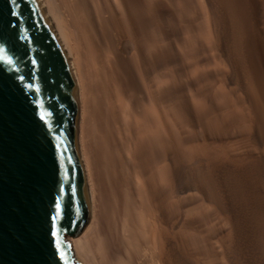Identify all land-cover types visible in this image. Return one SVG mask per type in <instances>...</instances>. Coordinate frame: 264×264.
I'll use <instances>...</instances> for the list:
<instances>
[{
    "label": "bare ground",
    "instance_id": "obj_1",
    "mask_svg": "<svg viewBox=\"0 0 264 264\" xmlns=\"http://www.w3.org/2000/svg\"><path fill=\"white\" fill-rule=\"evenodd\" d=\"M36 2L78 101L75 262L264 264V0Z\"/></svg>",
    "mask_w": 264,
    "mask_h": 264
},
{
    "label": "water",
    "instance_id": "obj_2",
    "mask_svg": "<svg viewBox=\"0 0 264 264\" xmlns=\"http://www.w3.org/2000/svg\"><path fill=\"white\" fill-rule=\"evenodd\" d=\"M0 48V55L14 57L11 66L0 61V264H32L38 253L44 264H78L67 236H79L92 216L75 141L78 101L67 61L36 0H0ZM49 191L62 206L56 237L44 234L52 227L45 213L55 215Z\"/></svg>",
    "mask_w": 264,
    "mask_h": 264
},
{
    "label": "snow or ice",
    "instance_id": "obj_3",
    "mask_svg": "<svg viewBox=\"0 0 264 264\" xmlns=\"http://www.w3.org/2000/svg\"><path fill=\"white\" fill-rule=\"evenodd\" d=\"M13 2H15V0H13ZM14 16L17 15V13L13 12L12 13ZM4 49L0 48V53H3ZM0 61H2L3 63L11 66L14 63V57H11L9 55H0ZM33 65H35L37 62L35 60L32 61ZM22 79V78H21ZM51 113H44L41 114V120H46L47 116H50ZM39 188V186L37 185V188L34 189V191H37V189ZM48 195V199H49V206L50 207H54L55 209V215L54 216H49V213L46 212L45 213V219H51L52 221V227L49 228H45L44 229V234L45 236H47L48 232H51V236L52 237H56L57 236V232L55 231V220L57 218H59L61 216V212H62V206L61 203L59 202V200H54L53 199V193L51 191H49L47 193ZM58 195V193H57ZM21 215L23 216L24 213L22 212ZM23 230L27 233L30 230V226L28 224H22ZM48 246L51 248L53 246V241L49 240L48 241ZM55 249L56 252L59 254L60 258L63 259L64 257V252L61 251L60 249V244L58 242V240L55 242ZM32 264H44V261L42 260L41 256L39 255V253L36 255L35 259L32 261Z\"/></svg>",
    "mask_w": 264,
    "mask_h": 264
}]
</instances>
